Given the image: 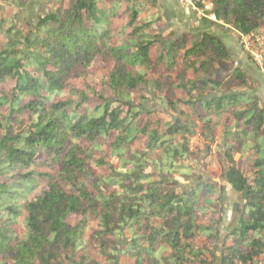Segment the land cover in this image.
<instances>
[{"label": "trees", "instance_id": "16d2710c", "mask_svg": "<svg viewBox=\"0 0 264 264\" xmlns=\"http://www.w3.org/2000/svg\"><path fill=\"white\" fill-rule=\"evenodd\" d=\"M206 1L235 32L264 30V0ZM160 14L154 0H70L35 19L0 4V264L264 254L260 83L218 37L176 36ZM195 137L242 195L222 237V186L190 178Z\"/></svg>", "mask_w": 264, "mask_h": 264}, {"label": "rangeland", "instance_id": "374dc122", "mask_svg": "<svg viewBox=\"0 0 264 264\" xmlns=\"http://www.w3.org/2000/svg\"><path fill=\"white\" fill-rule=\"evenodd\" d=\"M62 1L63 2H59L58 0H11L0 4H1V8L6 13L21 11L29 18L35 19L39 15L48 13L53 9L65 5L70 0H62ZM161 15H162V11H161ZM172 15L174 17H172ZM162 18H163L162 21H164L165 23V24L162 23V27L166 28V31L170 30L176 36H179L183 32L193 30V22L196 20L195 18L197 17L192 16L191 13H187L182 8L179 7V9H177L176 11H170V13H164L162 15ZM171 20H173V24L171 23ZM228 32L229 34L234 35V39L235 38L237 39L235 30H230L229 26L227 27V33ZM238 45L241 48L239 43ZM241 51H243L242 48ZM247 59L249 60L250 63H252L248 57ZM234 64L236 65V59H234ZM155 109L158 111L157 114L161 119H163L164 121L170 120L172 116L171 112L164 111L159 107H155ZM191 147L195 151L199 150L200 153L198 159L192 160L191 162L192 175L190 178L192 180H196L197 178H203L206 181L215 182L221 185L223 188V201L222 203H220L224 211L222 215L223 222L220 226V237H222L236 223L237 214H240L243 204L242 195L235 194L231 190L229 185L226 183L223 177L222 166L217 156L213 155L212 157L206 158V152L203 148V142L200 140V138L198 137L193 138L191 140ZM180 181L183 184L185 183V181L183 180ZM262 262H264L263 259ZM216 264H218V261Z\"/></svg>", "mask_w": 264, "mask_h": 264}, {"label": "crops", "instance_id": "0c3cea01", "mask_svg": "<svg viewBox=\"0 0 264 264\" xmlns=\"http://www.w3.org/2000/svg\"><path fill=\"white\" fill-rule=\"evenodd\" d=\"M156 1H157V4L161 8L162 15L164 13H170V11H176L177 9H179L175 0H156ZM192 16L195 17V15L193 14ZM172 17L174 16L172 15ZM195 19L196 20L193 22V30L183 32L182 34L190 33L197 37V36H201L203 33H208V34H212L218 37L221 40V42L225 45V47L227 48L233 61L234 59H236V65L240 67L241 69H243L245 72H247L250 76H252L253 78L259 81L260 88L256 92V95L260 99L261 105H264V76L261 75L259 71L256 69V67L252 63L249 62L247 57L244 55L243 51H241V48L239 47L237 43V39L236 38L234 39V35L229 34V32L227 33L228 26L226 25L225 27H221L218 25H214L205 20H201L197 18ZM162 23H164V21H162ZM171 23L173 24V20H171ZM164 29L166 31V28ZM230 30H233V29L230 28ZM168 32H172V31L168 30ZM238 216L239 214H237V219H238Z\"/></svg>", "mask_w": 264, "mask_h": 264}, {"label": "built area", "instance_id": "2783aa9c", "mask_svg": "<svg viewBox=\"0 0 264 264\" xmlns=\"http://www.w3.org/2000/svg\"><path fill=\"white\" fill-rule=\"evenodd\" d=\"M177 5L185 12L195 15L198 19L208 21L214 25L225 27L218 21L214 12L212 2L206 0H175ZM237 41L240 44L243 53L251 60L253 65L264 76V30H259L250 35H242L236 32ZM264 254L257 264H264Z\"/></svg>", "mask_w": 264, "mask_h": 264}, {"label": "water", "instance_id": "95a60500", "mask_svg": "<svg viewBox=\"0 0 264 264\" xmlns=\"http://www.w3.org/2000/svg\"><path fill=\"white\" fill-rule=\"evenodd\" d=\"M212 97H214V95L213 96H208L207 99L212 98Z\"/></svg>", "mask_w": 264, "mask_h": 264}]
</instances>
